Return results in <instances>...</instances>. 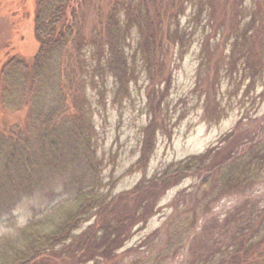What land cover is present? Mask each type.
<instances>
[{"label":"rangeland","instance_id":"1","mask_svg":"<svg viewBox=\"0 0 264 264\" xmlns=\"http://www.w3.org/2000/svg\"><path fill=\"white\" fill-rule=\"evenodd\" d=\"M146 1L149 12L158 14L153 16L161 24L157 38L164 45L158 46L159 51L143 52L138 29L130 28L126 40L120 42L128 66L122 83L104 64L107 48L96 53V46L105 41L92 40L90 31L104 21L114 3L124 23L127 0L74 2L79 18L73 20L80 21L84 41L79 49L71 48L68 64L74 74L66 77L64 67L60 70L59 90L68 110L65 117L78 112L84 129L73 140L78 148L64 140L70 152L60 147L48 165L43 164L42 171L48 172L54 188L52 195L7 190L0 196V248L23 237V226L43 220L72 197L57 187L62 182L88 184L95 180L97 196L108 199L173 171L189 157L208 153L213 158L219 154L216 149L244 153L246 139H264V0ZM32 3L0 0V63L12 56L29 59L36 52ZM72 17L68 11L70 21ZM63 59L59 63L65 66ZM71 101L76 106L74 114ZM25 113L23 105L17 111L0 106V131L15 125L12 140L19 129L23 137L31 138ZM29 149L30 159L41 162L43 155L34 157L30 153L34 150ZM59 160L65 168L58 166ZM187 176L163 194L145 224L129 229L123 246L111 259L81 264H177L187 238L183 246L163 258L167 235L160 231L176 212L175 206L183 213L177 220L188 216L193 221V233L198 230L194 226L202 224V212H210L219 222L231 200L237 199L225 191L217 194L218 201H209L208 208L202 199L199 205L194 200L183 201L199 181ZM247 192L264 197V176ZM90 223L81 224L78 232Z\"/></svg>","mask_w":264,"mask_h":264},{"label":"trees","instance_id":"2","mask_svg":"<svg viewBox=\"0 0 264 264\" xmlns=\"http://www.w3.org/2000/svg\"><path fill=\"white\" fill-rule=\"evenodd\" d=\"M75 1L78 0H33L30 16L36 52L29 59L12 56L0 63V106L7 111H17L23 105L32 136L31 142L19 129L12 140L10 132L17 127L15 125L0 131V196L7 190L30 196L42 191L52 195L54 188L48 172L42 171L43 164L48 165L52 154L60 147L61 150L68 148L65 141L78 148L73 140L83 131L84 124L78 112L65 117L68 110L59 90L60 70L64 67L66 77L74 74L68 64L71 48L79 49L84 41L80 21L73 20L79 18L72 7ZM68 11L73 16L72 21ZM124 11L126 20L122 23L118 18V4L114 3L104 21L97 22L90 31L92 40L105 41L106 44L96 46V53L107 48L104 64L120 83L126 82L128 75L120 42L126 40L130 28L138 29L139 49L143 52L153 48L156 52L158 46L164 45L163 40L157 38L161 24L154 17L158 14L156 10L149 12L146 0H127ZM61 58L65 66L59 63ZM73 102H70L72 114L76 109ZM245 142L244 153L216 149L219 154H213V158H209L208 153L189 157L173 171L108 199L97 196L95 180L88 184L62 182L57 187L64 188L72 197L54 207L43 220L23 226V237L0 248V264H81L109 260L123 246L129 229L145 224L155 214L163 194L187 175L199 181L191 194L183 196V201L190 199L199 205L202 199L207 201L208 208L209 201H218L217 194H225V191L237 199L231 200L219 222L210 212H202V224L194 226L198 230L193 233V221L188 216L177 220L183 213L175 206L170 224L168 221L160 229L167 235L163 258L177 251L187 238L177 264H264V197H252L247 192L264 176V139H246ZM29 148L34 150L30 152L34 157L43 155L41 162L30 159ZM68 151L65 150V154ZM60 160L58 166L65 168ZM88 222L90 224L78 232L80 225Z\"/></svg>","mask_w":264,"mask_h":264}]
</instances>
